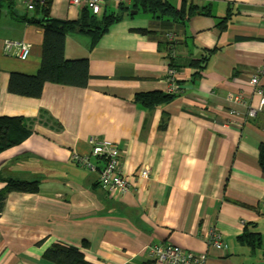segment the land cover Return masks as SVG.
<instances>
[{"label": "crops", "instance_id": "0c3cea01", "mask_svg": "<svg viewBox=\"0 0 264 264\" xmlns=\"http://www.w3.org/2000/svg\"><path fill=\"white\" fill-rule=\"evenodd\" d=\"M193 2L210 7L211 15L183 23L130 8L94 46L68 33L65 57L88 58L90 81L86 87L46 82L39 97L11 93L8 82L11 72H37L43 31L4 10L0 116L26 118L32 134L0 153V175L37 181L39 189L7 194L0 264H55L43 253L56 242L80 248L96 264H160L149 255L153 244L208 253L212 264H264V247L252 252L237 239L246 226L264 236V112L247 116L259 102L251 77L258 74L264 88V0ZM120 3L131 7L133 0H104L99 14L117 12ZM84 6L53 0L51 15L73 20ZM16 8L20 15L27 10L19 0ZM7 39L27 42L28 58L6 54ZM204 56L201 67L193 65ZM170 67L182 86L171 102L148 110L133 101L138 92L168 91ZM232 94L241 100H229ZM224 122L241 133L224 131ZM91 136L119 146L128 190L101 187L96 172L72 160L87 152ZM145 167L148 178L140 176ZM215 237L227 248L215 245Z\"/></svg>", "mask_w": 264, "mask_h": 264}, {"label": "trees", "instance_id": "16d2710c", "mask_svg": "<svg viewBox=\"0 0 264 264\" xmlns=\"http://www.w3.org/2000/svg\"><path fill=\"white\" fill-rule=\"evenodd\" d=\"M17 0H0V18L4 10H8L12 17L27 23L36 24L43 31L41 65L36 73L25 74L11 72L8 82V91L14 94L39 97L42 94L44 84L52 82L76 87H86L90 81L88 58L68 59L65 57V42L68 33H79L90 39L91 46L109 30V28L123 19L126 12L131 10L139 13L150 14L155 18H164L172 22H187L195 15H211L208 6H198L193 0H181L179 7L169 0H133L130 6L120 3L117 12H102L93 14L87 6H84L79 18L64 20L54 18L51 15L53 0H38L32 8H27L21 15L16 8ZM132 16V15H131ZM228 15L222 18L218 24L220 30L226 27ZM142 33L150 32L147 29L138 30ZM173 57V55H169ZM204 56L199 62L192 63L201 67L207 60ZM177 94L167 91L138 92L133 96V101L151 110L157 106L171 102ZM167 123L162 122L161 127L166 128ZM32 134L28 120L23 117L0 116V153L16 146L26 140ZM259 163L264 173V142L259 145ZM4 189L0 191V213L5 206V199L11 191L37 192V181L3 178ZM254 225V224H253ZM238 241L248 246L251 251L264 247V236L261 232L253 231L246 226ZM85 245V244H84ZM43 258L55 264H96L85 257L83 251L72 245L53 243L43 253Z\"/></svg>", "mask_w": 264, "mask_h": 264}, {"label": "built area", "instance_id": "2783aa9c", "mask_svg": "<svg viewBox=\"0 0 264 264\" xmlns=\"http://www.w3.org/2000/svg\"><path fill=\"white\" fill-rule=\"evenodd\" d=\"M25 3L26 8H32L38 0H19ZM74 5L85 4L93 14H98L104 3V0H70ZM169 40L173 38L168 35ZM174 43L169 44L170 52L174 53ZM3 50L6 54L17 56L20 59L28 58L30 54V46L25 41L4 40ZM264 68V67H263ZM167 80L169 89L167 92L179 94L182 86L177 83V71L170 67L167 70ZM250 83L255 88V93L259 97L258 105L250 106L247 110L249 118H255L260 113L264 112V88L260 84L259 75H253ZM232 101H240L241 96L232 94L228 98ZM224 131L241 133V127L231 122H224L220 125ZM72 160L77 164L86 167L88 170L98 174V182L101 187L108 190H118L120 192L129 189V179L122 172L121 150L119 146L106 139H100L94 136L88 138L87 152L85 154L74 153ZM142 178L149 177V169L143 168L140 172ZM214 244L227 248L218 237L213 240ZM149 255L160 264H212L208 253H196L190 250H185L173 245L153 244L148 248Z\"/></svg>", "mask_w": 264, "mask_h": 264}, {"label": "water", "instance_id": "95a60500", "mask_svg": "<svg viewBox=\"0 0 264 264\" xmlns=\"http://www.w3.org/2000/svg\"><path fill=\"white\" fill-rule=\"evenodd\" d=\"M20 13H21V12H20ZM132 13H137V11H136V10H135V11L133 10Z\"/></svg>", "mask_w": 264, "mask_h": 264}]
</instances>
